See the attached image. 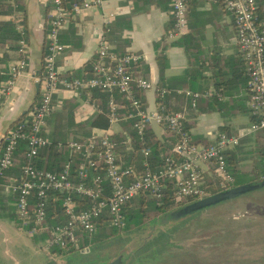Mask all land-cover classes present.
I'll return each mask as SVG.
<instances>
[{"label": "built area", "instance_id": "built-area-1", "mask_svg": "<svg viewBox=\"0 0 264 264\" xmlns=\"http://www.w3.org/2000/svg\"><path fill=\"white\" fill-rule=\"evenodd\" d=\"M5 1L14 5V0ZM50 1L44 69L35 80L40 88V101L30 110V120L1 134L0 150V187L12 194L21 227L30 236L40 237L39 248L56 258L81 246V240L91 237L104 221L118 232L123 231L127 225V203L140 195L160 202L165 192L171 190L172 200L180 202L213 194L211 188L216 185L219 191L232 187L235 178L226 153L239 144L240 135L218 132L210 142L195 143L186 129L184 111L166 103V98L174 93L188 98L191 108H196L201 98L214 95L223 101L225 96L212 88L195 91L158 87L134 76L131 68L143 59L142 54L132 50L112 54L104 37L99 40L91 60L90 76L60 72L56 58L64 46L58 32L69 12L64 0ZM105 1L73 3L71 13L102 6ZM194 1L197 0H169L172 14L169 39H179L189 33L188 7ZM207 1L220 5L231 16L235 44L246 69L248 109L252 117L249 132H259L264 137V8L257 0ZM11 19L16 30L23 34L21 14L16 13ZM18 45L19 58L11 61L5 71L0 70V75L7 76L0 88V109L8 103L16 80L24 74L28 64V45L24 37L19 39ZM91 89L109 94L110 126L129 122L136 137L123 128L112 132L109 126L100 134L67 142L69 158L59 171L37 167L34 159L42 148L51 145L47 118L53 112L54 94L60 91L81 94ZM148 89L156 94L153 107L145 106L138 96V92ZM116 93L123 97L125 104L117 101ZM152 126L168 129L174 139L169 153L161 154L158 162L150 158V150L145 145L147 129ZM115 134L121 136L119 141L112 137ZM21 141L25 142L26 149L20 173L6 176ZM136 141L140 168L126 166L119 153V146L132 151ZM208 171L209 177L206 176ZM5 176L6 181L2 182ZM56 203L59 210L54 209L51 214Z\"/></svg>", "mask_w": 264, "mask_h": 264}, {"label": "crops", "instance_id": "crops-1", "mask_svg": "<svg viewBox=\"0 0 264 264\" xmlns=\"http://www.w3.org/2000/svg\"><path fill=\"white\" fill-rule=\"evenodd\" d=\"M18 5L23 8L19 10ZM11 7L13 13L4 19L12 21V16L21 14L23 31L28 32V38H24L28 45V64L24 74L16 80L8 96V103L0 109V138L40 94L39 84L37 83V89L35 80L43 74L48 16L52 4L50 0H14ZM171 26L169 0H106L102 6L67 13L66 20L58 32V39L64 48L56 58V66L62 73L83 75L86 64L91 62L96 54L99 40L104 37L111 47L112 54L128 50L142 54L143 59L131 68L134 76L145 78L155 86L172 90L191 89L189 83L193 80L197 86H206L201 91L212 88L217 92L214 80L210 77L207 60L214 55L231 56L238 52L231 16L220 5L207 0L192 2L188 7V34L195 39V51L188 52L179 46L177 41L181 38H168L167 33ZM230 31L234 33L232 44L227 41ZM202 50L205 58L202 56ZM3 52L0 48V56ZM197 62L200 65H195ZM162 63L165 67L163 72H160ZM189 68L193 69V79L183 75ZM200 72L206 78H201ZM3 83L4 81L0 83V88ZM213 96L201 98L196 108L190 107L188 98L175 93L166 98V103L184 111L186 129L195 143L205 144L213 140L220 126H224L225 130L221 132L239 134V144L227 152L229 167L236 177L243 176L244 173H240L243 165L250 163L248 152L254 151V163H258L254 165V174L257 176L264 171V154L259 153V145L264 141V137L259 132H249L251 117L247 91H239L233 96L223 95L225 99L221 101V107L210 104ZM140 98L148 107H153L157 101L156 94L151 89L141 91ZM68 109H73L70 115L77 125L94 115L96 104L91 102L90 98L89 101L82 99L80 94L60 91L53 96V112L49 119L56 112L69 113ZM117 126L119 130L122 129L121 124ZM103 130L93 128L91 134H100ZM152 130L159 142L165 147L168 146L170 151L173 143L171 133L158 126L157 129L152 126ZM48 131L50 136V126ZM122 151L125 154H122ZM120 152L123 163H128L130 150L119 146ZM210 175L209 171L206 172L207 177ZM2 193L3 191L0 194ZM31 238L36 244L38 240Z\"/></svg>", "mask_w": 264, "mask_h": 264}, {"label": "rangeland", "instance_id": "rangeland-1", "mask_svg": "<svg viewBox=\"0 0 264 264\" xmlns=\"http://www.w3.org/2000/svg\"><path fill=\"white\" fill-rule=\"evenodd\" d=\"M233 38L234 33L228 32L230 44ZM72 110L56 112L49 120L53 137L59 142L75 140L84 132L74 123ZM110 130L119 129L112 124ZM248 153L250 163L243 165L240 173L244 174L238 178L247 182L263 180L261 173L254 174V165H258L254 163V151ZM2 189L0 264H52L38 246L40 237L30 236L21 227L12 194ZM215 189H219L217 185ZM196 201L156 216L150 213L130 228V248L144 245V264H264V187L207 208H199ZM31 237L38 240L36 244Z\"/></svg>", "mask_w": 264, "mask_h": 264}, {"label": "trees", "instance_id": "trees-1", "mask_svg": "<svg viewBox=\"0 0 264 264\" xmlns=\"http://www.w3.org/2000/svg\"><path fill=\"white\" fill-rule=\"evenodd\" d=\"M82 0H64V6L68 10L69 13H71L72 10V4L81 2ZM260 4L261 8H264V0H257ZM19 6V5H18ZM23 7L19 6V10H21ZM13 9L9 2L5 0H0V48L4 50L2 56H0V70L5 71L7 69L8 63L11 60H14L19 57L18 52V41L21 37L28 38V32L25 30L23 34L18 32L16 30L15 24L7 19H4L5 16L12 14ZM25 23V21H24ZM177 44L179 46H182L186 49V51H195L197 50L195 45V39L191 34H188L177 41ZM46 53V46L44 49V56ZM198 63V62H197ZM195 63V65H200V63ZM208 63V69L211 72V78L214 80V87L217 90V92L223 94V95H229L233 96L235 93L239 91H247V76H246V69L244 62L239 54V52H236L235 54L231 56H222V55H214L210 57V59L207 60ZM165 67V64L162 63L160 67V72H163ZM193 71L192 68L186 69L183 73L185 77L188 79H193L191 72ZM201 78H206L202 72H200ZM91 75V62H88L85 67V71L83 75H75V76H83L87 77ZM6 75H0V83L4 80H6ZM189 88L193 90H203L206 88V86L201 85L197 86L195 85L194 81L192 80L189 83ZM82 99L90 98L91 102H95L96 104V112L94 115H92L90 118H88L85 122H81L77 124L80 128H83L84 132L80 137H78L75 140H82L85 137L91 135V130L93 128H101L104 130H108L110 124L108 120V99L109 94L105 91H101L98 89H91V90H84L81 92ZM138 96L140 97V92H138ZM116 99L122 104H125L123 97L116 93ZM201 100V99H200ZM40 101V94L36 97V100L30 105L27 111H25L22 115H20L10 126L9 128L15 127L18 123L30 120L29 112L34 108V106ZM53 103V102H52ZM210 104L217 105L218 107H221L222 103L216 96H213ZM244 106V103H243ZM72 110V109H71ZM122 112L125 111L124 109H121ZM52 114V113H51ZM49 117L47 118V125L49 127ZM252 121V117H251ZM122 128L129 131L134 137L135 132L131 129V124L129 122H123L121 123ZM187 127V126H186ZM224 126H220L219 132L225 131L223 130ZM167 132H170L168 129H166ZM50 140L51 145L44 147L40 150L38 156L34 159V164L39 168H44L51 171H59L61 169V165L69 158V149L67 147V143L59 142L56 139H54L55 132L52 131L50 128ZM112 137H115L118 141L120 140L121 136L119 134L112 135ZM174 141V139H172ZM145 145L150 150V158L154 160L155 162H158L160 160V155L169 153V147H165L164 144L160 143L159 140L156 138L152 127H148L147 133H146V142ZM138 141L134 143V149L130 151L131 155L128 158L129 162L125 165H132L135 168H140V155H138ZM2 147V142L0 143V150ZM259 153L264 154V141L262 140L261 144L259 145ZM26 149V144L24 141L19 142L17 151L15 152V159L13 166L6 172L7 175H18L20 173V166L24 162V151ZM121 154V152H120ZM122 154L123 153L122 151ZM227 155V162L229 161L228 153ZM229 165V162H228ZM230 171L235 177V185L246 183L247 181L241 180L233 173L231 168L229 167ZM263 179H264V171L261 173ZM6 176L3 178L2 182L6 181ZM210 182H208L209 184ZM2 187H0V193L2 192ZM219 190L215 188H211V193H216ZM171 190H167L161 199L160 202H157L146 195H140L135 198H133L131 201L127 203V206L125 208V215L127 220V225L124 230L133 228L140 223L143 222V219L145 217H148L150 213L154 214L153 216L159 215L161 213L171 211L177 206L186 203L192 199H187L180 202H175L172 200L171 197ZM56 209L59 210V203H56L52 207V211ZM50 214V215H51ZM12 215V214H11ZM13 216V215H12ZM54 222V221H53ZM111 231H115L114 228L110 227L108 225L107 221L102 222L99 224L97 231L91 236L86 237L81 240L80 245L86 246L88 242L95 238H101L106 237L110 234Z\"/></svg>", "mask_w": 264, "mask_h": 264}, {"label": "flooded vegetation", "instance_id": "flooded-vegetation-1", "mask_svg": "<svg viewBox=\"0 0 264 264\" xmlns=\"http://www.w3.org/2000/svg\"><path fill=\"white\" fill-rule=\"evenodd\" d=\"M131 229L116 233L111 231L108 237L95 238L86 246H79L54 258L49 255L52 264H109L121 258L120 264H144V245L132 249L129 241ZM142 251V253H141ZM92 256V257H91Z\"/></svg>", "mask_w": 264, "mask_h": 264}, {"label": "water", "instance_id": "water-1", "mask_svg": "<svg viewBox=\"0 0 264 264\" xmlns=\"http://www.w3.org/2000/svg\"><path fill=\"white\" fill-rule=\"evenodd\" d=\"M36 87L38 89V84L36 83ZM0 138V143H1ZM264 187V179L258 180V181H252V182H246L243 184L235 185L230 188H227L225 190L218 191L216 193L210 194L206 197L200 198L196 201V205L199 208H207L213 205H216L218 203L236 198L240 195H243L247 192H251L257 189H261ZM121 258H117L113 262L109 264H120Z\"/></svg>", "mask_w": 264, "mask_h": 264}]
</instances>
